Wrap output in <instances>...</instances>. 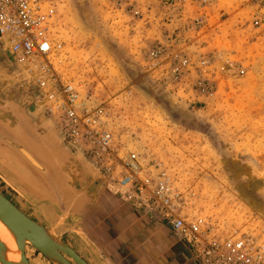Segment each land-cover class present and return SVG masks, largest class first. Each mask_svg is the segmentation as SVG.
Returning <instances> with one entry per match:
<instances>
[{
  "label": "rangeland",
  "instance_id": "rangeland-1",
  "mask_svg": "<svg viewBox=\"0 0 264 264\" xmlns=\"http://www.w3.org/2000/svg\"><path fill=\"white\" fill-rule=\"evenodd\" d=\"M43 9L62 44L58 73L100 113L118 154L161 163L178 213L203 219L212 238L264 245V0H44ZM4 48L0 101L59 130L36 73ZM72 146L115 196L117 166Z\"/></svg>",
  "mask_w": 264,
  "mask_h": 264
},
{
  "label": "built area",
  "instance_id": "built-area-1",
  "mask_svg": "<svg viewBox=\"0 0 264 264\" xmlns=\"http://www.w3.org/2000/svg\"><path fill=\"white\" fill-rule=\"evenodd\" d=\"M43 5L44 0H0V44L17 65L36 73V87L44 92L48 113L57 117L64 139L79 149L86 145L94 165L99 167L107 159L117 166L110 182L112 192L165 222L191 248L198 264H264V245L242 237L212 238L203 219L179 214V194L161 163L145 166L135 153L126 158L118 154L100 113L91 112L74 85L58 73L55 61L62 44L55 39Z\"/></svg>",
  "mask_w": 264,
  "mask_h": 264
},
{
  "label": "flooded vegetation",
  "instance_id": "flooded-vegetation-1",
  "mask_svg": "<svg viewBox=\"0 0 264 264\" xmlns=\"http://www.w3.org/2000/svg\"><path fill=\"white\" fill-rule=\"evenodd\" d=\"M6 51V49L4 48ZM35 103L33 99L26 103ZM5 103V101H4ZM21 106L6 107L0 101V114L10 115L9 120L0 117V129L14 140L25 145L43 164L47 165L57 179L70 209L75 212L100 192L102 176L92 171V164L67 142L57 127L47 121H34L22 112ZM45 121V122H44ZM80 160V161H79ZM93 172V173H91ZM0 194L31 220L45 228L58 224L57 212L51 201H55L48 186L31 170L22 165L16 155L0 143ZM43 196L46 200L39 198ZM77 255L88 261V256L73 233L67 227L56 230ZM79 238V239H78ZM84 250V251H82ZM26 255L31 264H51L39 251L27 247ZM66 259L71 261L68 257ZM72 262V261H71ZM73 263V262H72ZM74 264V263H73Z\"/></svg>",
  "mask_w": 264,
  "mask_h": 264
},
{
  "label": "crops",
  "instance_id": "crops-1",
  "mask_svg": "<svg viewBox=\"0 0 264 264\" xmlns=\"http://www.w3.org/2000/svg\"><path fill=\"white\" fill-rule=\"evenodd\" d=\"M109 197L100 192L84 229L112 264H198L190 247L165 222L145 215L116 195ZM79 240L90 255L87 260H92L91 252Z\"/></svg>",
  "mask_w": 264,
  "mask_h": 264
},
{
  "label": "water",
  "instance_id": "water-1",
  "mask_svg": "<svg viewBox=\"0 0 264 264\" xmlns=\"http://www.w3.org/2000/svg\"><path fill=\"white\" fill-rule=\"evenodd\" d=\"M0 142L9 147L16 154L20 163L36 174L50 188L57 201H52L51 204L57 210V218L59 219V224L55 228H45L24 215L0 194V222L5 225L16 244L14 248L8 243L3 242L0 237V263L31 264L26 255V249L27 247H32L39 251L51 264H112L84 229L85 219L98 193H95L91 197V201L83 209H80L77 213H69L66 207V201L62 198L61 187L51 175V169L31 153L25 145L1 132ZM35 162L40 168H44L45 171L48 170L49 175H45L44 173L46 172L42 173L36 167ZM51 181L54 186L51 184ZM39 198L45 200L41 196ZM75 215L81 218L79 225L72 219ZM65 223H67V233L75 234L84 242L92 254V260H83L64 243L62 235L56 233V230ZM65 256L73 263L66 259ZM15 258L18 261L12 260Z\"/></svg>",
  "mask_w": 264,
  "mask_h": 264
},
{
  "label": "bare ground",
  "instance_id": "bare-ground-1",
  "mask_svg": "<svg viewBox=\"0 0 264 264\" xmlns=\"http://www.w3.org/2000/svg\"><path fill=\"white\" fill-rule=\"evenodd\" d=\"M36 163V162H35ZM36 167H38L41 171H42V173H44V172H46V173H44L45 175H49V173H48V170L47 171H45L44 170V168L42 169V168H40V166L36 163ZM51 175L54 177V174H53V171L51 170ZM48 178V177H47ZM55 178V177H54ZM55 181H57V179L55 178ZM58 182V181H57ZM51 184L54 186V184H53V182L51 181ZM59 184V183H58ZM61 189V188H60ZM61 191V194H62V198L63 199H65V196H64V194H63V191H62V189L60 190ZM52 192V191H51ZM40 196V195H39ZM41 197H43V196H41ZM43 198H45V197H43ZM55 201H56V199H55ZM65 201H66V199H65ZM57 202V201H56ZM67 202V201H66ZM68 208H70V206H69V204H68V206H67ZM80 210V209H79ZM78 210V211H79ZM78 211H75V212H73V213H77ZM73 221L77 224V225H79L80 224V221H81V218L80 217H78V215H75L73 218ZM0 237H1V239H2V241L3 242H6V243H8L10 246H12V247H16V244H15V241L13 240V238H12V236L10 235V233H9V231L7 230V228L5 227V225L4 224H2L1 222H0ZM12 260H14V261H18L16 258L15 259H12ZM1 264V263H0Z\"/></svg>",
  "mask_w": 264,
  "mask_h": 264
}]
</instances>
